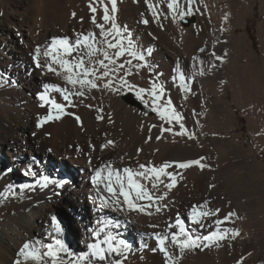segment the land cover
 <instances>
[{"label":"bare ground","instance_id":"bare-ground-1","mask_svg":"<svg viewBox=\"0 0 264 264\" xmlns=\"http://www.w3.org/2000/svg\"><path fill=\"white\" fill-rule=\"evenodd\" d=\"M169 2L116 0L117 10L112 12L110 0H0V154L12 162L8 167L0 163V264H14L25 242L38 241L36 247L44 252L42 246L54 244L56 238L64 241L71 254L64 256L63 264H77L78 260L87 264L80 257L90 255L92 244L106 248L102 241L108 235L129 245L123 256L111 255L113 261L167 264L154 236L178 232L177 217L194 239L221 232L231 241L222 239L210 247L204 241L182 255L169 241L166 246L175 264H264V232L242 239L264 226L260 161L241 139L223 133L227 121H240L229 106L230 99L246 117L255 147L264 150V121L249 107L254 101L264 104V0H195L191 6L180 0L183 9L191 8V14L184 17L198 15L188 28L168 9ZM258 4L263 16L257 33L260 62L247 30L249 12ZM105 5L124 35H130L145 51V60L139 61L147 66L128 82L135 86L132 92L136 95L140 88L149 89L152 82L162 84L165 95L161 103L171 99L182 117L179 123H168L157 112L150 116L127 104L119 90L104 87L107 78L96 80L97 88L81 89L83 96H70L71 103L62 93L45 88L57 85L73 93L77 90L66 82L68 74L60 64L52 62L53 55L57 60L63 55L62 50H47L49 55L43 61L36 50L40 53L50 47L54 38L72 42L89 33H95L99 42L103 37L92 18L110 29L111 22L102 19ZM149 49L151 55L147 54ZM102 58L97 54L94 59ZM49 64L55 71H49ZM178 69L187 77L188 92L180 88ZM127 73L125 64L120 75L128 81ZM118 82V78L113 79V88L117 89ZM237 86L245 92L246 107L241 105ZM42 93L64 105V113L41 101ZM50 114L53 119L38 126ZM180 124L186 134L175 135L181 131ZM166 128L171 131H164ZM191 161L199 164L177 166ZM62 163L69 167L58 169ZM165 163L171 165L165 171L177 181L171 190L164 186L170 182L167 176L161 177L158 191L151 189L150 181L140 180L156 196L167 193L165 199L147 209L151 215L130 210L122 197L115 206L102 205L104 198L111 200L105 190L106 166L140 170L141 164L159 168ZM99 169L105 170L103 180L96 177ZM21 184L30 188L22 193L16 188L18 194L4 198L8 185ZM156 206L160 212L155 211ZM197 206L218 212L204 218L203 226L194 225L190 214ZM55 213L72 221L75 247L64 239L58 220L62 233L57 237L52 221ZM229 213L235 215L225 220ZM217 220L223 223L217 224ZM233 232L239 235L233 236ZM44 264H50L47 257Z\"/></svg>","mask_w":264,"mask_h":264},{"label":"snow or ice","instance_id":"snow-or-ice-1","mask_svg":"<svg viewBox=\"0 0 264 264\" xmlns=\"http://www.w3.org/2000/svg\"><path fill=\"white\" fill-rule=\"evenodd\" d=\"M112 6V12H115L116 9V0H110ZM195 3V0H187V4L191 6ZM168 9L171 10L174 14L178 15L181 19L184 16L191 14V8L189 7L186 11L180 6V0H170L168 3ZM91 7V5H90ZM150 8H154V5H149ZM92 11L95 12L96 9L92 8ZM154 11V15H155ZM104 22H111V28L106 30L103 24H97L95 16L92 18V22L100 29V35L103 37L102 40L97 42L96 34L89 33L87 35H78L77 38L70 42L67 38H54L50 50L55 52L56 50H62V56L57 60V56L53 55L52 62L59 63L61 68L64 70L66 75V82L72 85L73 88H76V92L73 93L67 88H61L57 85H46L45 88H51L56 92H60L63 95V98L69 103L70 96L79 95L83 96L84 91L81 89L84 88H97L98 85L96 80L107 78V82L104 84L105 88L111 90L115 89L112 86L113 79H119L121 81L120 87H128L130 91L135 90V86L128 83L124 76L120 75V71L125 68V64H131L132 60H126L124 62L118 63L121 57L128 56L132 59L144 61L145 60V51H142L136 46V43L131 39L130 35L125 36L124 31L115 23L114 18L109 15V9L107 5L104 6V15L102 17ZM145 24L148 23L147 20L143 21ZM111 36L110 40L108 37ZM125 40L127 43L125 44ZM99 45H105L106 47H100ZM108 49L114 50L109 52ZM148 55H151V50H146ZM201 52L204 49H200ZM37 56L39 55V49L36 50ZM49 53L46 52L45 55ZM75 54V55H73ZM97 54H100L102 59H94L97 57ZM213 55H215L213 53ZM63 56L72 57L71 60L64 59ZM87 57V59H85ZM220 59V57H217ZM37 66L39 65V60H36ZM203 63V61H201ZM145 65H137L139 68ZM49 71H55L52 68V65H48ZM102 70V71H101ZM127 74H131L130 70ZM201 75L203 72L200 73ZM177 78L180 81V88L184 92H188L190 89L187 86V77L184 72L177 70ZM79 85V88H77ZM165 89L162 84H157L152 82V86L149 89L140 88L136 91V96L140 99L145 107L151 106L152 111L157 112L161 120H165L168 123L173 121L179 123L182 119L181 115L175 111V108L172 105L171 99H167L163 104L161 101L164 99ZM145 96H148L149 99L145 100ZM41 101H46L51 104L52 108L56 109L58 113H64L65 106L62 104H56L54 101L50 100L45 94L40 95ZM146 114V113H145ZM59 119V114L55 117ZM101 118L102 117H98ZM53 119V116L50 114L45 116L40 124L47 122L48 120ZM79 117H77V120ZM155 126V125H153ZM181 131L174 133L175 135H184L186 130L184 125L180 124ZM164 131H171V129L166 128ZM192 138V137H190ZM111 141H109V144ZM107 147V145H105ZM190 164H199V161H191L186 163H179L177 166L179 168H187ZM168 163H165L163 166L157 167H147L146 165L141 164L139 166L140 170H134L131 168L123 169H112L110 165L106 166L109 170L107 171V182L105 184V190L110 194L111 200L104 198L102 200V205H112L115 206L121 203V197L123 198V203L127 204L130 210H137L140 212H146V214L151 215L150 212H147L148 208L153 207L156 204V201L163 200L167 197V193H162L159 196L153 194V192L140 180H148L151 182V189L159 190V183H163L161 180L162 176H167L170 180L169 183H166L164 186L171 190L176 184V177L171 173H167L165 169L170 167ZM203 167V165H200ZM104 169H99L96 172V177L100 180H103ZM139 178V179H138ZM47 181H45L46 183ZM159 182V183H158ZM94 183L96 181L94 180ZM18 188L20 193L25 189H29L30 185L21 184V185H8L9 191L4 194V198H7L9 194L16 195L14 190ZM139 201H146L147 203H137ZM156 212H160L161 208L159 206L155 207ZM216 212H210L206 209V206H197L193 207L190 219L194 225L203 226V220L206 217L216 215ZM235 215V213H229L228 217H225L227 220L230 216ZM54 231L57 234V237L62 233V228L55 216L52 217ZM223 223L221 220H217V224ZM176 226L179 228L178 232L173 233L171 236L167 234H155L154 238L157 242V247L159 251L164 254V257L167 261V264H175V260L172 255L169 253L167 244L170 241L172 245L178 247L181 255L186 251L194 250L201 246L204 241L208 243L206 247L212 246V244L217 243L219 240L224 239L225 234L221 232H216L211 235H206L201 238H193L192 234L186 229L184 221L180 220L178 217L176 219ZM155 227V226H153ZM239 235L238 232H233V236ZM39 242H25L17 253V259L14 261V264H28L29 261H32L33 264H44V258L47 257L50 264H57V261H60V264H63L64 256L71 255L67 249L64 241L60 238L55 239V243H49L43 245L46 251L41 252L39 248L36 247V244ZM103 244H106L107 247H102L101 244H92L89 247L91 248V253L89 256L80 257L87 262V264H122L120 260H111L110 256H123L124 253L128 250L129 245L124 240H116V237L108 235ZM64 254V255H62ZM22 258V259H20ZM94 258V259H93ZM79 264V260L77 261Z\"/></svg>","mask_w":264,"mask_h":264},{"label":"rangeland","instance_id":"rangeland-1","mask_svg":"<svg viewBox=\"0 0 264 264\" xmlns=\"http://www.w3.org/2000/svg\"><path fill=\"white\" fill-rule=\"evenodd\" d=\"M258 2V1H257ZM259 3V2H258ZM203 14V13H202ZM201 14V15H202ZM249 16H251V20L249 21V26H248V34L251 38V41H252V47L253 49L255 50L256 54H257V60L258 62L261 61V53H260V48H259V44H258V37H257V33H258V26L259 24L263 21V16H262V13H261V9H260V4H258L255 9H253L252 11L249 12ZM196 17L198 18V15L196 16H190V17H184L183 19H181V24L184 28H188L190 26H192L195 21H196ZM241 32H244L243 31V28H240ZM50 50V47L47 46L43 49V53L40 52L39 55L37 57L40 58V60L43 61V58H45V53L48 52ZM44 54V55H43ZM52 55V54H51ZM50 55V56H51ZM42 58V59H41ZM130 58L126 57L125 61L126 60H129ZM137 65H142L141 62L139 60H136L134 59L133 62L131 64H127V68H128V72L130 70L131 74H127L126 78L128 79V82L133 79L135 77V75L137 74L138 70L140 69H143L144 67L141 66L139 68H137L136 66ZM116 87L117 89H119V91L115 90V92H121L120 94V97L129 105L131 106H134V107H138L139 109L143 110V111H146L150 116H155L156 113H154V111H152V109L149 107H145V104L137 98V96L128 89V87H123L121 88L120 87V84L119 82L116 84ZM237 89H238V97L240 99V102H241V105L245 106V92L240 88V86H237ZM229 92V91H228ZM230 95V94H228ZM229 102V106L231 107L233 113L236 115L237 118H239V122H232V121H227L226 124H225V128L223 130V133L225 135H233V136H236L237 138L241 139L240 141L242 143L245 144V146L247 148H250L253 150L254 154L257 156V158L259 159L260 161V166H261V171L262 173L264 174V150H261L259 151L256 147H255V143H254V140L252 139V135L249 131V128H248V124H247V119L246 117L241 113V111L235 106L234 102L231 101L230 99L228 100ZM256 101L252 102V105L251 103L249 104L252 108V111L259 117L258 120L259 121H264V104H261L260 102H256V104H253L255 103ZM59 104V103H57ZM259 104V105H258ZM262 110V111H261ZM262 118V120H261ZM231 122V123H230ZM234 125V126H233ZM237 126V127H236ZM228 130V131H227ZM228 139H230L228 137ZM261 152V154L259 153ZM0 163L4 166V167H8L9 164H12L11 162V159L6 157V156H3L0 154ZM68 166V163L67 164H64L62 163L58 169L60 168H65ZM69 167V166H68ZM207 170H210V168L208 167ZM14 173V172H13ZM45 173V172H44ZM15 174V173H14ZM45 176H47L45 174ZM39 181H41V178H38ZM53 180V179H51ZM256 201L259 203L260 200L256 199ZM210 208V206H209ZM207 210H210V209H207ZM54 216L56 217V219L61 222V225H62V228H63V236H64V239L66 240V242L72 246V247H75L76 246V240H75V236H74V233H73V225H72V221L69 220L67 217H65L63 214H60V213H55ZM64 216V217H63ZM246 227V226H245ZM70 231V232H69ZM260 232H264V226L260 227V229H257V230H254V231H249V236L247 235H243L242 236V239L243 240H247L249 239V237H253L255 234H259ZM225 241H231V239H224Z\"/></svg>","mask_w":264,"mask_h":264}]
</instances>
